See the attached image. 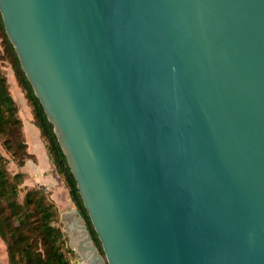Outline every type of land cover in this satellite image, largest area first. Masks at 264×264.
I'll use <instances>...</instances> for the list:
<instances>
[{"label":"water","instance_id":"obj_1","mask_svg":"<svg viewBox=\"0 0 264 264\" xmlns=\"http://www.w3.org/2000/svg\"><path fill=\"white\" fill-rule=\"evenodd\" d=\"M102 244L84 264H264V0H0Z\"/></svg>","mask_w":264,"mask_h":264},{"label":"trees","instance_id":"obj_2","mask_svg":"<svg viewBox=\"0 0 264 264\" xmlns=\"http://www.w3.org/2000/svg\"><path fill=\"white\" fill-rule=\"evenodd\" d=\"M0 141L8 155L0 150V238L6 244L10 264H73L68 254H74L68 245L65 231L58 224L60 209L43 185L24 186L26 174L9 169L12 158L19 166L34 158L28 151L19 106L11 93L8 74L2 61H8L14 70L19 87L28 100L33 122L40 129L50 158L58 175L79 208L104 254L102 244L84 206L67 157L59 143L52 123L36 96L24 72L20 59L10 41L0 12Z\"/></svg>","mask_w":264,"mask_h":264},{"label":"crops","instance_id":"obj_3","mask_svg":"<svg viewBox=\"0 0 264 264\" xmlns=\"http://www.w3.org/2000/svg\"><path fill=\"white\" fill-rule=\"evenodd\" d=\"M12 87V95L18 103L23 129L28 144V151L34 156L26 160L23 166L15 161L10 163L13 172L26 174L24 186H45L50 192L60 211H64L69 205L70 194L50 158L46 144L42 138L40 129L33 122V113L22 90L16 84Z\"/></svg>","mask_w":264,"mask_h":264},{"label":"rangeland","instance_id":"obj_4","mask_svg":"<svg viewBox=\"0 0 264 264\" xmlns=\"http://www.w3.org/2000/svg\"><path fill=\"white\" fill-rule=\"evenodd\" d=\"M0 49H2V41H1V38H0ZM2 63L4 64V69L6 71V73L8 74V79H9V82H10V90L12 91V87L15 85V83L13 82V77H15L14 75V70L12 69L11 67V64L8 62V61H2ZM16 78V77H15ZM16 84L17 86L18 85V82L16 80ZM20 88V87H19ZM21 89V88H20ZM12 93V92H11ZM0 150L5 154V155H8L10 156L9 154H7V152L5 151V149L3 148L2 146V143L0 141ZM12 158L9 159V164H8V167L9 169H11V165L10 163L12 162ZM67 208V207H66ZM63 211V210H62ZM60 211V218H59V222L58 224L62 227H64V221L61 219V212ZM69 245V243H68ZM70 247V246H69ZM74 252V251H73ZM70 259L72 260V263L73 264H77L78 262L80 264H82L83 260L81 258H79V256H77L74 252V254H68ZM0 264H10L9 262V259H8V254H7V250H6V244L5 242L0 238Z\"/></svg>","mask_w":264,"mask_h":264},{"label":"built area","instance_id":"obj_5","mask_svg":"<svg viewBox=\"0 0 264 264\" xmlns=\"http://www.w3.org/2000/svg\"><path fill=\"white\" fill-rule=\"evenodd\" d=\"M77 264H80L79 262ZM82 264H84V262H82Z\"/></svg>","mask_w":264,"mask_h":264}]
</instances>
